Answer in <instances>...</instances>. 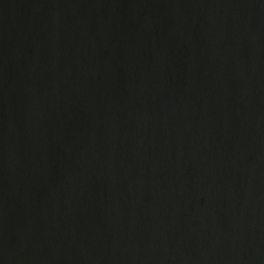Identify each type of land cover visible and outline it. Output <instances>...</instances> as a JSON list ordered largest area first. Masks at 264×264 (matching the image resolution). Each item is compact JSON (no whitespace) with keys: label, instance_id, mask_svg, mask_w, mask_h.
<instances>
[{"label":"water","instance_id":"obj_1","mask_svg":"<svg viewBox=\"0 0 264 264\" xmlns=\"http://www.w3.org/2000/svg\"><path fill=\"white\" fill-rule=\"evenodd\" d=\"M0 264H264V0H0Z\"/></svg>","mask_w":264,"mask_h":264}]
</instances>
